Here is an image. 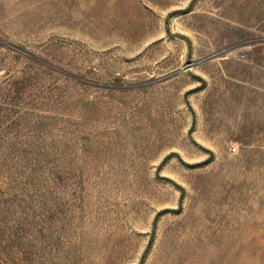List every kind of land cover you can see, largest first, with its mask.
I'll return each instance as SVG.
<instances>
[{
  "label": "rangeland",
  "instance_id": "1",
  "mask_svg": "<svg viewBox=\"0 0 264 264\" xmlns=\"http://www.w3.org/2000/svg\"><path fill=\"white\" fill-rule=\"evenodd\" d=\"M0 264H264V0H0Z\"/></svg>",
  "mask_w": 264,
  "mask_h": 264
},
{
  "label": "built area",
  "instance_id": "2",
  "mask_svg": "<svg viewBox=\"0 0 264 264\" xmlns=\"http://www.w3.org/2000/svg\"><path fill=\"white\" fill-rule=\"evenodd\" d=\"M237 152V149L235 147H232L231 150H230V153L234 154Z\"/></svg>",
  "mask_w": 264,
  "mask_h": 264
}]
</instances>
